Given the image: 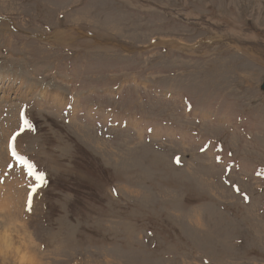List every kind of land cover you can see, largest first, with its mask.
Wrapping results in <instances>:
<instances>
[{"label":"rangeland","instance_id":"374dc122","mask_svg":"<svg viewBox=\"0 0 264 264\" xmlns=\"http://www.w3.org/2000/svg\"><path fill=\"white\" fill-rule=\"evenodd\" d=\"M0 75V229L34 264H264V0H0Z\"/></svg>","mask_w":264,"mask_h":264},{"label":"bare ground","instance_id":"6f19581e","mask_svg":"<svg viewBox=\"0 0 264 264\" xmlns=\"http://www.w3.org/2000/svg\"><path fill=\"white\" fill-rule=\"evenodd\" d=\"M7 77H4L3 75H0V78H1L0 85L2 84V80L3 81L4 80L5 81H10L9 84L12 85V82L13 81L9 79V76H7ZM2 86H4V85L2 84ZM8 86L10 88V85H8ZM22 249L23 248L21 247V245L19 244V242L13 239V237L9 234V231H7L6 228L0 229V253L1 254H4V255H10L11 254V256L15 257L20 262H25L27 264H34V260L32 258H30L29 256H27L25 254V252L22 251ZM6 257L7 256H4V258H6Z\"/></svg>","mask_w":264,"mask_h":264},{"label":"snow or ice","instance_id":"6c2138e0","mask_svg":"<svg viewBox=\"0 0 264 264\" xmlns=\"http://www.w3.org/2000/svg\"><path fill=\"white\" fill-rule=\"evenodd\" d=\"M15 155V153H13ZM22 159V158H21ZM24 164L26 165L27 169H28V174L30 176H35V178L39 181H43V173L36 175L33 170H32V165L28 164L26 161H24ZM32 191H35V189L33 188ZM29 197H31V192L29 193ZM29 204H30V199H29Z\"/></svg>","mask_w":264,"mask_h":264},{"label":"water","instance_id":"95a60500","mask_svg":"<svg viewBox=\"0 0 264 264\" xmlns=\"http://www.w3.org/2000/svg\"><path fill=\"white\" fill-rule=\"evenodd\" d=\"M260 90H261V91H264V78H263V80H262V82H261Z\"/></svg>","mask_w":264,"mask_h":264}]
</instances>
